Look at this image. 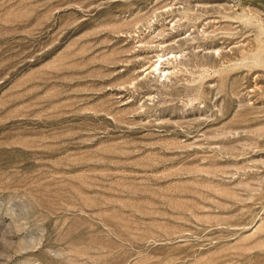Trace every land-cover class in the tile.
<instances>
[{
	"label": "rangeland",
	"instance_id": "374dc122",
	"mask_svg": "<svg viewBox=\"0 0 264 264\" xmlns=\"http://www.w3.org/2000/svg\"><path fill=\"white\" fill-rule=\"evenodd\" d=\"M0 264H264V0H0Z\"/></svg>",
	"mask_w": 264,
	"mask_h": 264
}]
</instances>
